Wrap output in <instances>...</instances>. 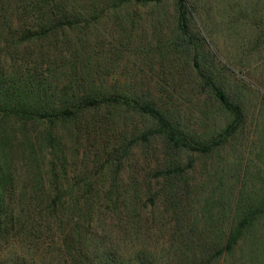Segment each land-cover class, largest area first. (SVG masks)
<instances>
[{"label": "trees", "instance_id": "1", "mask_svg": "<svg viewBox=\"0 0 264 264\" xmlns=\"http://www.w3.org/2000/svg\"><path fill=\"white\" fill-rule=\"evenodd\" d=\"M162 1L56 0L73 9L62 11L60 17L56 9L47 17L38 11L36 26L9 25V16L0 10V239L8 230L20 233L16 225H24L28 211L34 213L38 205L42 206L38 212L46 210L49 217L74 222L73 238L64 243L71 264H170L165 259L171 256L169 248L158 252L147 248L145 225L157 215L163 218L181 212L178 227L189 230L191 238L199 233L197 247L203 264H217L221 257L230 261L246 245L242 263L247 257L250 264H264V187L244 189L242 184L231 200L221 176L211 187L190 181L193 154L209 155L222 147L241 126L243 112L224 90L216 95L220 87L207 55L212 52L202 50L201 38L190 30L187 1L175 0L177 24L166 49L191 55L199 85L214 100L212 105L230 117L222 128L194 133L180 124L162 97L136 89L107 88L83 60L90 43L87 29L103 12ZM80 2L89 5V16L78 8ZM96 8L100 13L93 12ZM262 31L263 36L264 25ZM59 32L74 37L59 40L55 37ZM51 36L63 44H54V50L65 52L56 64L51 52L39 48L47 60V74L21 72L6 63L13 59L8 55L13 50L49 39L51 43ZM113 126L118 128L116 135ZM136 150L146 162L153 158V166L140 167L141 160H134ZM18 182L22 186L17 192ZM18 194L21 199L15 200ZM43 194L50 196L46 203ZM27 197L37 201L34 206L29 202L31 209ZM94 221L102 233L95 249L90 233ZM113 229L115 241L132 237L137 242L132 255L123 256L105 241ZM194 242L186 238L179 242L180 249L185 248L184 259L195 249ZM238 260L228 264H238Z\"/></svg>", "mask_w": 264, "mask_h": 264}, {"label": "rangeland", "instance_id": "2", "mask_svg": "<svg viewBox=\"0 0 264 264\" xmlns=\"http://www.w3.org/2000/svg\"><path fill=\"white\" fill-rule=\"evenodd\" d=\"M55 1L1 0L0 10L9 16V25L36 26L40 22L35 18L38 11L47 17L50 11L56 9L57 17H60L62 11L73 9L71 5L57 4ZM186 1L191 8V32L201 38L202 50L213 53L208 52L207 55L211 58L208 61L210 69L220 87L216 95L219 97L220 91L224 90L230 100L241 106L243 112L241 126L222 147L209 155L193 154L195 165L189 177L191 183H204L211 187L221 176L225 192L233 200L234 193L242 184L245 185L244 189L250 186L255 189L264 187V35L260 34L264 25V0ZM80 3L78 8L89 16V5ZM93 12L100 13V10L96 8ZM177 16L175 0H163L154 6L129 4L115 12H103L87 29L90 43L83 60L91 64L94 77L100 84L107 88L136 89L160 96L168 102V107L174 110L180 124L186 129L197 134H208L222 128L230 117L212 105L214 100L199 85L188 51L166 49V44L172 42L175 34ZM55 37L66 40L73 38L74 34L65 36L59 32ZM55 37L51 36L54 38L51 43L49 39L44 44L31 43L25 48L13 50L12 54H8L13 59L7 58L6 63L14 64L21 72L47 74V60L41 57L39 48H44L46 53L51 52L56 64L61 62L60 53L65 50H54V44L63 45ZM14 59L17 61L14 62ZM30 128L41 131V127ZM117 129L116 126L112 128L115 135ZM112 130L106 129L109 133ZM135 155L134 160H141L140 167L149 169L155 163L153 158H147L146 162L140 150H136ZM16 186L18 192L22 183L18 182ZM29 198H26L27 205L31 209L37 201L33 203ZM43 198L44 203L50 200V196L46 198L45 194ZM20 199L19 194L15 195V200ZM34 208V213L28 211L24 225H16L17 228L21 227L20 233H16L15 229L8 230L0 239V264H13L16 261L24 264H71L64 243L73 238L74 222L67 221L65 217L61 220L49 217L46 210L38 212L42 206L35 205ZM180 214L150 218L144 230L147 233L146 246L157 252L169 248L171 256L165 255V259L170 264H203L197 247L199 233H194L191 238L189 230L178 227ZM91 226L95 249L100 242L98 235L102 233L101 229L98 232L96 221ZM116 234L114 229L109 231L107 237L104 236L105 241L111 242L123 256L132 255L134 248L139 246L137 242H132V237L115 241ZM182 238L197 243L195 249L189 250L188 259L182 257L185 249H180L183 248L179 243ZM207 248L208 253L213 251L211 245ZM247 248L249 246H244L245 250L239 251L230 261L226 262L221 257L217 264L234 263L239 257L238 264H243ZM244 262L250 264L247 257Z\"/></svg>", "mask_w": 264, "mask_h": 264}]
</instances>
